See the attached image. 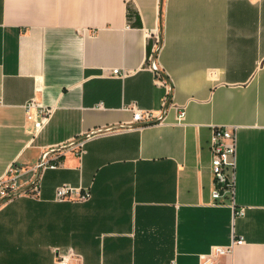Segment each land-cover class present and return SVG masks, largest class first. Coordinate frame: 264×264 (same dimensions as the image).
<instances>
[{
    "label": "crops",
    "instance_id": "1",
    "mask_svg": "<svg viewBox=\"0 0 264 264\" xmlns=\"http://www.w3.org/2000/svg\"><path fill=\"white\" fill-rule=\"evenodd\" d=\"M156 73L161 119L50 154L38 197L0 203V264H199L236 240L207 264H264V0H0V180L159 110ZM213 126L235 127L233 207L210 196ZM62 184L88 200H56Z\"/></svg>",
    "mask_w": 264,
    "mask_h": 264
},
{
    "label": "built area",
    "instance_id": "2",
    "mask_svg": "<svg viewBox=\"0 0 264 264\" xmlns=\"http://www.w3.org/2000/svg\"><path fill=\"white\" fill-rule=\"evenodd\" d=\"M151 67V66H150ZM154 70V69H153ZM158 82L164 87L165 95L161 105V108L157 111L152 110H140L134 106L129 107L132 111V120L134 123H139L147 125L161 119L164 107L168 106L169 100V83L165 76L156 73ZM109 75L118 76L123 78L127 75L124 70L112 69L109 71ZM1 104V101H0ZM25 115L27 119H31L30 111H35L38 119H34V127L37 130L43 128L45 120L50 114L51 108L43 106L40 102L34 99L29 100L24 106ZM175 110V120L181 123L185 119V108L183 106H174ZM167 109V108H166ZM235 127L234 126H213L211 128V136L209 140V150L211 159V172H212V189H211V199L214 204H221L222 198H227L231 207L234 205V181H235ZM81 147V145H80ZM79 153H81V148H79ZM38 165L34 169L38 168ZM57 164L49 165L46 161L40 165V169L51 168L55 169ZM18 171L15 168H11L9 171V176L3 180H0V199L4 198L8 194L16 191L18 185L16 183V175ZM32 196L38 197L40 195V186L38 181H36L31 187L30 191ZM54 198L58 201H77L82 202L88 200L89 193L82 190L80 187H73L69 184H62L55 188ZM242 215V210L238 212ZM241 240L232 241L228 246H212L209 253L199 256V264H207L214 259L230 254L232 246L235 243H239ZM68 255H58V260L56 264H68ZM168 264H175L174 261Z\"/></svg>",
    "mask_w": 264,
    "mask_h": 264
},
{
    "label": "water",
    "instance_id": "3",
    "mask_svg": "<svg viewBox=\"0 0 264 264\" xmlns=\"http://www.w3.org/2000/svg\"><path fill=\"white\" fill-rule=\"evenodd\" d=\"M156 53H157V50L156 52L153 54L152 58H151V61H150V66L152 69L156 70V65H155V57H156ZM166 108L167 107H164L163 109V112H162V116L161 118L163 117L165 111H166ZM139 126H143V124H139V123H135V124H130V125H114V126H108V127H105V128H101V129H98V130H94V131H91L89 132L88 134L82 136V137H79V138H76L75 140L65 144V145H62L58 148H54V149H49L47 151H45L40 160H39V166L38 168L36 169V174L33 178V180L26 186L24 187H21L20 189H17L16 191L8 194L6 197H4L3 199L0 200V203H2L4 200L6 199H10L14 196H17L19 195L20 193L24 192L25 190H27L28 188H30L37 180H38V177H39V174H40V165L44 162V160L47 158V156H49L50 154H53V153H56V152H60L64 149H67L73 145H75L76 143L82 141L83 139L89 137V136H92V135H96V134H100V133H104V132H108V131H111V130H117V129H126V128H132V127H139Z\"/></svg>",
    "mask_w": 264,
    "mask_h": 264
},
{
    "label": "rangeland",
    "instance_id": "4",
    "mask_svg": "<svg viewBox=\"0 0 264 264\" xmlns=\"http://www.w3.org/2000/svg\"><path fill=\"white\" fill-rule=\"evenodd\" d=\"M35 174H36V172H35ZM35 176V175H34ZM18 189H20V188H18ZM26 191H30V188H28L27 190H25L24 192H26ZM23 193V192H22ZM21 194V193H20ZM6 197V196H5ZM3 199V198H2ZM1 200V199H0ZM6 200H8V199H6ZM5 201V200H4Z\"/></svg>",
    "mask_w": 264,
    "mask_h": 264
}]
</instances>
